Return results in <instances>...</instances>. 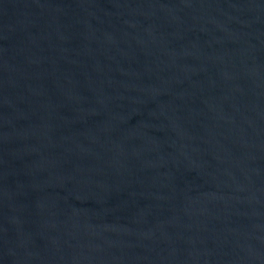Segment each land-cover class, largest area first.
I'll list each match as a JSON object with an SVG mask.
<instances>
[{"label": "water", "instance_id": "obj_1", "mask_svg": "<svg viewBox=\"0 0 264 264\" xmlns=\"http://www.w3.org/2000/svg\"><path fill=\"white\" fill-rule=\"evenodd\" d=\"M0 264H264V0H0Z\"/></svg>", "mask_w": 264, "mask_h": 264}]
</instances>
